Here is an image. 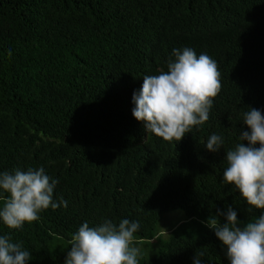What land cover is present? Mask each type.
I'll return each mask as SVG.
<instances>
[{"label":"trees","instance_id":"trees-1","mask_svg":"<svg viewBox=\"0 0 264 264\" xmlns=\"http://www.w3.org/2000/svg\"><path fill=\"white\" fill-rule=\"evenodd\" d=\"M185 47L218 63L222 90L209 120L169 143L134 118L132 97ZM250 108L264 115V0H0V172L43 167L67 201L18 230L0 220V236L27 264H65L84 222L128 219L138 264H229L206 221L264 214L223 180Z\"/></svg>","mask_w":264,"mask_h":264},{"label":"clouds","instance_id":"clouds-1","mask_svg":"<svg viewBox=\"0 0 264 264\" xmlns=\"http://www.w3.org/2000/svg\"><path fill=\"white\" fill-rule=\"evenodd\" d=\"M172 57L166 71L143 76L140 91L133 93L132 115L144 122L148 134L178 143L209 120L222 83L218 63L208 54L197 56L194 49L185 47L173 49ZM243 124L249 131L240 133L241 142L226 152L223 180L238 189L250 206L248 211L264 210V115L250 108L243 113ZM223 144L222 136L212 134L206 148L218 153ZM58 182L43 167L0 172V190L7 194L0 197V220L7 228L18 230L25 223L38 221L40 213L49 208L67 207L62 197L53 199ZM218 215H224L226 222L221 224L218 216H212L206 224L226 247L229 264H264V214L243 227L231 207L226 214L218 210ZM139 227L138 221L128 219H122L118 226L109 219L93 227L84 222L71 237L65 264H138L140 250L132 245ZM202 255L196 254L194 264H201ZM30 259L31 253L22 243L0 236V264H27Z\"/></svg>","mask_w":264,"mask_h":264},{"label":"rangeland","instance_id":"rangeland-1","mask_svg":"<svg viewBox=\"0 0 264 264\" xmlns=\"http://www.w3.org/2000/svg\"><path fill=\"white\" fill-rule=\"evenodd\" d=\"M175 215H176V218H174V220L176 224H178L180 221H182V219H184V215L182 213H177Z\"/></svg>","mask_w":264,"mask_h":264}]
</instances>
